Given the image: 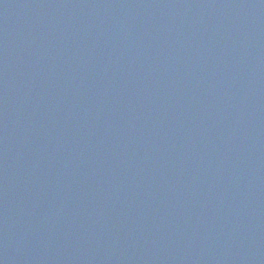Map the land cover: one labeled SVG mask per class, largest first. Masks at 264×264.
Listing matches in <instances>:
<instances>
[{"label":"water","instance_id":"95a60500","mask_svg":"<svg viewBox=\"0 0 264 264\" xmlns=\"http://www.w3.org/2000/svg\"><path fill=\"white\" fill-rule=\"evenodd\" d=\"M0 264H264V0H0Z\"/></svg>","mask_w":264,"mask_h":264}]
</instances>
